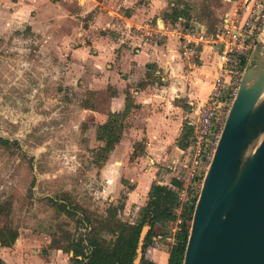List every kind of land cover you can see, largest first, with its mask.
Returning a JSON list of instances; mask_svg holds the SVG:
<instances>
[{
  "label": "rangeland",
  "instance_id": "obj_1",
  "mask_svg": "<svg viewBox=\"0 0 264 264\" xmlns=\"http://www.w3.org/2000/svg\"><path fill=\"white\" fill-rule=\"evenodd\" d=\"M232 8L228 0H0V233L18 234L11 248L0 238L4 261L72 264L73 248L89 251L109 212L135 224L149 202H132L128 166L109 172L102 161L97 121L108 116V95L94 92V30L127 37L123 18L141 9L146 22L135 33L162 29L158 20L175 25L174 11L213 31ZM116 116V127L130 126ZM160 167V182L175 185V171ZM174 226H157L142 257L159 264Z\"/></svg>",
  "mask_w": 264,
  "mask_h": 264
},
{
  "label": "crops",
  "instance_id": "obj_2",
  "mask_svg": "<svg viewBox=\"0 0 264 264\" xmlns=\"http://www.w3.org/2000/svg\"><path fill=\"white\" fill-rule=\"evenodd\" d=\"M228 1L233 4L231 11L241 2ZM97 5L109 8L104 3ZM231 11L224 15L223 22ZM109 14L115 16L116 12ZM144 17L141 9L126 14L123 19L129 28L125 32L127 37L113 38L110 32L98 36L94 30V66L99 71L94 78V92L103 90L108 95V116L97 123L105 124L116 115L130 122L129 127L124 123L122 138L110 152L106 168L111 172L128 166L125 178L134 184L130 198L135 204L147 202L153 185L166 186L160 182L163 174L160 166L175 171L174 181L185 174L184 154L193 134L189 126L190 103L206 101L215 79L211 51L200 49L195 60L182 58L180 43L173 34L174 28L205 25L186 24L184 18L175 25L158 20L162 29L158 26V31L153 30L148 24L149 29L135 33L133 27L146 22ZM99 18L100 14L96 13L94 19ZM153 31L157 32L154 37L159 41L148 36ZM188 130L192 134L188 145L182 147ZM167 187L170 189V185ZM169 257L170 251L162 256L159 264H168Z\"/></svg>",
  "mask_w": 264,
  "mask_h": 264
},
{
  "label": "water",
  "instance_id": "obj_3",
  "mask_svg": "<svg viewBox=\"0 0 264 264\" xmlns=\"http://www.w3.org/2000/svg\"><path fill=\"white\" fill-rule=\"evenodd\" d=\"M263 40L246 68L204 178L183 264H264ZM147 231L135 264H141Z\"/></svg>",
  "mask_w": 264,
  "mask_h": 264
},
{
  "label": "built area",
  "instance_id": "obj_4",
  "mask_svg": "<svg viewBox=\"0 0 264 264\" xmlns=\"http://www.w3.org/2000/svg\"><path fill=\"white\" fill-rule=\"evenodd\" d=\"M155 34L157 32L153 31L148 36L152 38ZM173 34L180 43L182 58L195 60L199 58L200 49L211 51L215 79L206 101L190 103L189 126L193 134L184 154L186 171L177 178L179 185H170L178 202L175 209L177 218L171 223L175 225L171 228L172 246L185 224L184 211L191 208L199 197L246 68L264 36V0H241L214 33H210L207 27L193 25L174 28Z\"/></svg>",
  "mask_w": 264,
  "mask_h": 264
},
{
  "label": "trees",
  "instance_id": "obj_5",
  "mask_svg": "<svg viewBox=\"0 0 264 264\" xmlns=\"http://www.w3.org/2000/svg\"><path fill=\"white\" fill-rule=\"evenodd\" d=\"M182 13L174 11L173 17L175 22L180 18H184ZM186 21L189 22L188 20ZM221 26L213 31H210L208 27L207 29L210 33H214L218 31ZM116 117L121 121L123 116L118 115ZM116 123L115 116H113L100 127L99 140L105 143V155L102 160L104 162H107L110 152H112L115 146L120 142L125 129L124 123H121L118 127H116ZM191 134V130H188V133H186L183 139L185 141L181 144L182 147L188 145ZM174 183L179 185L178 181H174ZM196 202L195 200L194 205L184 211L183 218L185 224L181 228V231L175 236V244L171 246L168 264H183L184 262ZM177 206V194L174 191L170 190L167 186L158 184L153 185L149 194V202L137 223L133 224L119 219L118 210H114V213L109 212L108 218H110L109 220L107 219V223L101 227V230L94 229V238H92L87 245L89 251L86 252V247L83 248L81 246L76 247V249L73 248L74 257L72 258V264H135L144 228L147 225L150 226V230L144 239L145 253L156 236L154 230L157 226L163 228L176 220L175 209ZM103 234H109L110 239L105 238ZM0 238L3 247L11 248L18 238V234L13 233L10 239H6L3 233H0ZM56 248L67 253L69 252L68 249L66 250L62 247ZM0 264H6L1 257ZM141 264L157 263L148 260L144 254L141 259Z\"/></svg>",
  "mask_w": 264,
  "mask_h": 264
}]
</instances>
